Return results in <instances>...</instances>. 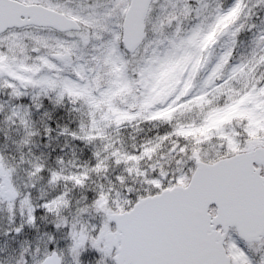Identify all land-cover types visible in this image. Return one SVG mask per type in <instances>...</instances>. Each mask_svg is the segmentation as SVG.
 <instances>
[{"label": "snow or ice", "instance_id": "1", "mask_svg": "<svg viewBox=\"0 0 264 264\" xmlns=\"http://www.w3.org/2000/svg\"><path fill=\"white\" fill-rule=\"evenodd\" d=\"M0 212V264H264V0H0Z\"/></svg>", "mask_w": 264, "mask_h": 264}, {"label": "rangeland", "instance_id": "2", "mask_svg": "<svg viewBox=\"0 0 264 264\" xmlns=\"http://www.w3.org/2000/svg\"><path fill=\"white\" fill-rule=\"evenodd\" d=\"M223 3H224L225 6H227L228 4L231 3V0H223ZM244 39L245 40L247 39V36L246 35L244 36ZM63 122H65V121L64 120H61V123H63ZM11 134L12 135H15L14 132H11ZM52 144L54 146L57 145V144L60 145L59 140L58 141L57 140H53L52 141ZM11 147H12V145L10 143L9 144V149H11ZM72 150L73 149H72V146L71 145H69V147L65 148V151H66V153H68L69 156H70ZM45 151H47V149H45ZM77 151H78V149H77ZM7 227H8V222H7V219H6V215L3 212H0V230H3L5 228H7Z\"/></svg>", "mask_w": 264, "mask_h": 264}, {"label": "trees", "instance_id": "3", "mask_svg": "<svg viewBox=\"0 0 264 264\" xmlns=\"http://www.w3.org/2000/svg\"><path fill=\"white\" fill-rule=\"evenodd\" d=\"M129 131H130V129H129ZM59 143H60V145H63V143H64V141H63V138H59ZM69 147V146H68ZM66 152V151H65Z\"/></svg>", "mask_w": 264, "mask_h": 264}]
</instances>
